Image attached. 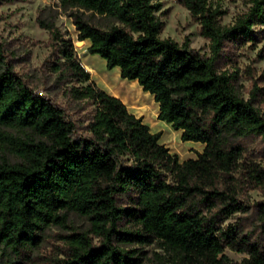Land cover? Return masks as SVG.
<instances>
[{"label": "trees", "instance_id": "obj_1", "mask_svg": "<svg viewBox=\"0 0 264 264\" xmlns=\"http://www.w3.org/2000/svg\"><path fill=\"white\" fill-rule=\"evenodd\" d=\"M60 1L112 19V25L102 28L71 16L77 38L88 41L89 52L151 94L160 116L182 128L185 140L205 141L219 161L229 164L233 159L222 148L220 134L251 133L264 141V116L236 96L231 77L215 67L225 41L255 40L252 26L264 25V0H252L247 14L227 28L218 26L209 0H183L200 35L210 42L209 57L190 49L187 41L179 45L160 37L163 22L155 14L161 0ZM39 24L66 56L70 44L51 26ZM78 75L81 84L69 90L70 97L94 106L86 136L76 133L61 107L14 71L0 41V146L21 161L11 164L0 158V256L5 264H28L47 226L68 227L61 211L94 220L101 241L94 245L87 234L73 232V244L55 264H137L118 245L142 243L144 236L120 229L124 222L149 224L156 240L185 253L217 256L229 248L264 263V251L236 225L221 226L237 210L235 198L215 191L225 205L208 219L202 216L190 203L192 189L166 179L177 161L159 144L160 134L150 133L118 98L88 82L87 74ZM200 112L210 115L208 124ZM3 128L29 134L14 136ZM249 178L253 186L264 188L263 168L251 171ZM193 190L208 194L199 187ZM260 213L264 221V204Z\"/></svg>", "mask_w": 264, "mask_h": 264}, {"label": "rangeland", "instance_id": "obj_2", "mask_svg": "<svg viewBox=\"0 0 264 264\" xmlns=\"http://www.w3.org/2000/svg\"><path fill=\"white\" fill-rule=\"evenodd\" d=\"M209 3L217 11L221 28L233 26L252 6V0H209ZM73 14L102 28L113 24L110 18L78 10L60 0L0 1V41L14 71L32 89L61 107L76 133L83 136L87 135L94 106L90 102L73 100L69 90L81 84L80 72L87 74L88 82L116 96L128 113L140 119L150 133L160 134L159 144L177 161V168L165 173L168 182L176 184L180 180L192 189L190 203L207 219L226 202L220 195H215V191L233 196L237 210L224 219L221 226L236 225L259 250L264 251V221L260 213L264 188L253 186L249 178L251 171L264 169V141L261 137L251 133L246 136L228 132L220 134L222 148L233 159L230 164L219 161L205 141L185 140L182 128L160 116V106L151 94L144 92L136 81L121 78L118 67L107 69L104 59L89 52L88 41L78 40L71 19ZM155 15L163 22L162 39H171L179 45L187 41L189 48L196 53L210 56V42L200 35V26L183 6V0H161V8ZM39 22L51 26L59 38L70 44L66 56H62L58 41ZM252 30L254 41H225L215 67L218 73L231 77L232 92L243 101L251 102L264 116V25H254ZM200 116L207 121L206 124L209 123V114L200 112ZM3 130L14 136L29 134L19 128ZM1 157L11 164L21 163L4 146H0ZM194 187L208 194L195 191ZM60 214L66 216L68 227L47 226L28 264H55L62 260L73 244V232L87 234L94 245L100 243L98 224L94 220L71 211H61ZM120 229L138 230L144 236L142 243L118 245L129 251L137 264H264L257 263L256 258L247 253L229 248L217 256L185 253L156 240L151 226L146 223L131 226L124 222ZM0 264H5L2 256Z\"/></svg>", "mask_w": 264, "mask_h": 264}, {"label": "crops", "instance_id": "obj_3", "mask_svg": "<svg viewBox=\"0 0 264 264\" xmlns=\"http://www.w3.org/2000/svg\"><path fill=\"white\" fill-rule=\"evenodd\" d=\"M114 96V95H113ZM114 97H116V96H114Z\"/></svg>", "mask_w": 264, "mask_h": 264}]
</instances>
